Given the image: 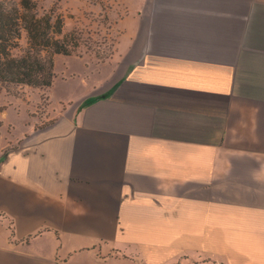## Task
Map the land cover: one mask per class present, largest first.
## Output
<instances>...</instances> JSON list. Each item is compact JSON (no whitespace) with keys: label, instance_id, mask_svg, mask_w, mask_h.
Masks as SVG:
<instances>
[{"label":"crops","instance_id":"crops-1","mask_svg":"<svg viewBox=\"0 0 264 264\" xmlns=\"http://www.w3.org/2000/svg\"><path fill=\"white\" fill-rule=\"evenodd\" d=\"M120 4L47 124L0 97V264H264V0Z\"/></svg>","mask_w":264,"mask_h":264},{"label":"trees","instance_id":"trees-1","mask_svg":"<svg viewBox=\"0 0 264 264\" xmlns=\"http://www.w3.org/2000/svg\"><path fill=\"white\" fill-rule=\"evenodd\" d=\"M43 5L37 0H0V94L6 97H15L10 87L50 89L55 57L75 55L79 46L74 32H64L61 16Z\"/></svg>","mask_w":264,"mask_h":264},{"label":"rangeland","instance_id":"rangeland-1","mask_svg":"<svg viewBox=\"0 0 264 264\" xmlns=\"http://www.w3.org/2000/svg\"><path fill=\"white\" fill-rule=\"evenodd\" d=\"M44 3V8L53 10L60 15L64 22V32H74V37L79 38L75 55L69 57H79L93 60L94 62L105 63L110 59L114 43L117 36V23L121 16L120 3L123 0H37ZM72 34V33H71ZM97 56V58L95 56ZM57 59H70L66 57H55ZM100 59V60H99ZM58 64V63H57ZM61 66L58 65L57 73ZM71 69L63 73L70 74ZM82 73V72H81ZM56 79V74L54 73ZM65 76V75H64ZM89 76V77H88ZM89 79L93 75L87 74ZM54 84V82H53ZM48 90H37L28 87H10L9 92L15 97H6L0 94L3 99L19 100L27 105V109L34 110L31 117L35 119L33 126L38 127L50 121V97ZM57 88H60L58 84ZM19 94V95H18ZM28 97V101L26 100ZM28 120H30L28 118Z\"/></svg>","mask_w":264,"mask_h":264},{"label":"water","instance_id":"water-1","mask_svg":"<svg viewBox=\"0 0 264 264\" xmlns=\"http://www.w3.org/2000/svg\"><path fill=\"white\" fill-rule=\"evenodd\" d=\"M11 149H7L2 155H0V167L3 166L9 155L11 154Z\"/></svg>","mask_w":264,"mask_h":264}]
</instances>
